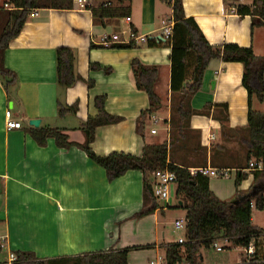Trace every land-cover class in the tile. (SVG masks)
<instances>
[{
	"label": "crops",
	"instance_id": "obj_1",
	"mask_svg": "<svg viewBox=\"0 0 264 264\" xmlns=\"http://www.w3.org/2000/svg\"><path fill=\"white\" fill-rule=\"evenodd\" d=\"M86 1L85 8L74 0L73 10L33 11L6 52V66L17 74L19 86L18 100L11 108L12 101L0 81V237H6L8 242V247L0 250V254L7 255V261L0 264H8L10 252H32L39 259H51L108 250H129L131 264L133 254L148 251L154 260L164 257L167 246L185 242V237L182 242L169 238L163 222L170 210L182 206L177 195V205H171V198L165 202L155 197L145 205L141 172L130 171L111 183L106 171L78 147L62 149L54 139L41 147L31 136L30 129L57 128L71 142L84 144L80 126L98 115L95 99L100 96H106V111L122 121L96 130L91 145L96 155L141 156L146 144L167 143L169 162L191 172L203 167L228 169L231 173L227 179L234 176L235 187L238 176H247L239 189L227 196L210 182L211 191L221 200H239V195L264 197V171L254 174L259 171L250 168L254 160L248 161L244 145L249 137V97L242 83V64L210 62L202 88L190 102L195 114L180 132L178 119L172 113V106L179 102V94L171 91L172 50L169 40L160 42L155 38L162 33V22L173 20L172 9L160 0H127L123 4L112 1L110 6L129 7L130 17L101 24L95 21L92 9L104 2ZM182 1L186 16L197 22L211 45L236 44L264 57V26L253 27L252 17H240L236 12L237 6L250 2ZM9 9L0 0V32ZM129 32L147 37V42L135 44L132 49H114L113 45L121 44H104L114 35L127 40ZM148 40L154 45L149 46ZM61 47L73 50L75 72L84 80L69 89L60 88L57 81L56 51ZM136 59L146 66L158 67L155 92L161 107L148 121L144 139L136 132L137 120L150 103L147 94L139 91L132 80L131 63ZM91 65L110 68L112 73L91 70ZM89 81L94 83L91 88ZM208 104L228 106L230 129L225 134L215 117L219 112L215 108L204 111ZM74 105L78 107L76 113L60 116V106ZM252 109L264 113V102L254 97ZM7 112H11L13 120L22 122V130H7ZM31 120H40V126H30ZM153 183L152 176V188ZM172 189L176 194L177 186ZM144 211L151 212L138 218ZM185 214L184 211L177 220L185 219ZM252 224L264 230L254 224L253 217ZM233 251H238V257L234 261L226 257L230 261L224 264L242 261L243 248L233 245L225 253ZM202 256L205 264L208 257L204 251Z\"/></svg>",
	"mask_w": 264,
	"mask_h": 264
},
{
	"label": "trees",
	"instance_id": "obj_2",
	"mask_svg": "<svg viewBox=\"0 0 264 264\" xmlns=\"http://www.w3.org/2000/svg\"><path fill=\"white\" fill-rule=\"evenodd\" d=\"M104 3L92 9L96 22L103 24L105 21L130 17L129 7L110 6V2L117 1L123 4L127 0H100ZM172 9L174 22L172 37L169 40L171 47L172 81L171 91L179 94L178 104L172 106L174 119H178V129L183 132L195 111L190 106L191 100L201 90L204 74L213 60H222L225 63H239L244 69L243 86L249 97L248 131L249 137L244 141L248 161H264V113L255 112L252 109L254 97L260 103L264 102V57L257 56L252 48H243L236 44H224L222 46L211 45L202 33L197 22L188 18L184 12L182 0H160ZM228 1V0H225ZM251 4L237 6L236 12L240 17L250 16L253 19V27L264 26V0H246ZM4 6H9L6 11L7 20L0 32V81L8 95V99L17 102V88L19 80L17 74L6 66V52L10 44L21 34L29 16L39 9L73 10L74 0H4ZM148 45L154 42L148 40ZM134 43L128 45H113L114 49H132ZM75 55L68 47L58 48L56 51L57 81L62 89L73 87L83 79L75 72ZM91 70L103 71L106 75L112 73L110 68H102L99 65H91ZM131 75L135 87L143 91L149 98L150 107L141 112L136 132L143 139L148 121L161 107V101L155 92L158 79V67L146 66L139 60L131 63ZM84 81V80H83ZM91 88L94 83L88 82ZM106 96L95 99L98 110L96 117H89L80 130L85 136L84 144H76L70 141L64 131L57 128L30 129V134L41 147L47 145L49 139H54L56 145L62 149L78 147L86 153L88 158L106 171L109 182H114L125 176L130 171H139L144 176V201L145 205L153 200V188L151 185L152 173L157 170L169 169L178 177L176 195L181 198L186 220L184 231L185 242L173 244L164 250L166 264H178L183 260L201 264L203 251L212 249L215 240L230 239L234 247L245 248L253 237L263 238L264 230L258 229L252 224V203H256L258 210H264V197L250 195L243 198L239 205L232 201H224L218 198L210 189V179L201 175H193L187 168H182L170 161V150L167 143L161 145L144 146L141 156H133L126 153H112L108 156H98L91 148L96 138V130L102 126L118 124L122 118L110 115L105 108ZM215 108L219 114L216 119L220 122L221 131L225 134L230 129L227 105H206L204 111ZM77 105L61 107L60 116L67 113H76ZM260 172H254L258 174ZM246 175H240L236 180V188L239 189ZM239 192V191H238ZM236 200V199H235ZM151 211H144L137 217L142 218ZM129 250H108L105 252L89 253L74 257H61L51 259H39L32 252H17L15 264H129ZM242 261H245L243 258ZM261 264V263H254Z\"/></svg>",
	"mask_w": 264,
	"mask_h": 264
},
{
	"label": "built area",
	"instance_id": "obj_3",
	"mask_svg": "<svg viewBox=\"0 0 264 264\" xmlns=\"http://www.w3.org/2000/svg\"><path fill=\"white\" fill-rule=\"evenodd\" d=\"M87 4L86 0H78V6L80 8H85ZM7 7V6H6ZM37 13L34 14L36 16ZM174 22L173 20L170 22H162V33L161 36L164 37L166 40H170L173 33ZM147 42V37L144 36H136L134 33L129 32V37L126 40H122L119 35H114L111 41L107 39L104 40V44L109 47L113 44H121V45H128V44H145ZM7 122L6 128L8 131L14 130H22L23 124L20 121H15L11 117V112H7ZM153 134H156V131L153 130ZM214 138V135L212 139ZM250 168L254 171L263 172L264 171V161L263 160H254L250 164ZM193 175H201L207 178H227L229 177L231 171L228 169H212V168H198L192 171ZM153 176V195L157 199L164 200L168 202L171 198L172 188L177 186L178 177L176 173L170 171L169 169H162L157 170L152 173ZM254 203L251 204V208L255 209ZM175 229L178 231H185L186 230V220L181 219L175 222ZM233 246V242L230 239L224 240H215L212 244V249H214L217 253H224L231 249ZM8 247V242L6 237H0V250H4ZM243 254L245 261H241L239 264H254V263H261L264 264V240L263 238L253 237L249 243V245L243 248ZM203 259V256H202ZM205 259L202 260L201 264H204ZM17 261V257L14 253H9V262L8 264H15ZM149 264H166L165 257H159L157 259L151 260ZM178 264H195L191 263L187 260H183L181 263ZM206 264V263H205Z\"/></svg>",
	"mask_w": 264,
	"mask_h": 264
},
{
	"label": "rangeland",
	"instance_id": "obj_4",
	"mask_svg": "<svg viewBox=\"0 0 264 264\" xmlns=\"http://www.w3.org/2000/svg\"><path fill=\"white\" fill-rule=\"evenodd\" d=\"M211 186L218 190L220 189L226 196L234 189L235 187V177L232 176L230 179L227 178H214L210 179ZM224 195V196H225ZM221 199V198H220ZM227 198L223 199L224 201H228ZM233 200V199H230ZM162 201H158L160 204ZM179 202L176 201L175 189H172L171 193V205H177ZM170 213L166 214L163 222L165 224V229H167V234L169 238L173 239L175 242H182L184 240V231H178L175 229V222L179 217L184 214V211L181 209L170 210ZM252 217L254 219V224L262 226L264 228V211L253 209ZM163 219V218H162ZM207 255L208 259H206V263L209 264H224L228 263L226 261V257H230L232 261H234L238 257V251H233L229 253H217L214 249H210L208 251H204ZM155 255V254H154ZM153 259V256L150 252L144 251L133 254L131 257V264H149V261ZM0 261H7V255L5 253L0 254Z\"/></svg>",
	"mask_w": 264,
	"mask_h": 264
},
{
	"label": "water",
	"instance_id": "obj_5",
	"mask_svg": "<svg viewBox=\"0 0 264 264\" xmlns=\"http://www.w3.org/2000/svg\"><path fill=\"white\" fill-rule=\"evenodd\" d=\"M170 1H172V0H170ZM155 38H156V40H158V41H160V42H166V39H165L164 37H162L161 35H158V36L155 37ZM10 107H11V108L13 107V102L10 103ZM40 124H41V121H40V120H31V121L29 122V125H30V126H33V127H35V128H38V127L40 126ZM238 198H239L240 200H243V198H245V197H242L241 195H239ZM232 203H233L234 205H239V204H240V201H238V200H233Z\"/></svg>",
	"mask_w": 264,
	"mask_h": 264
}]
</instances>
